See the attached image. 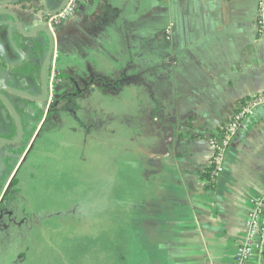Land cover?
Masks as SVG:
<instances>
[{
    "label": "crops",
    "instance_id": "crops-1",
    "mask_svg": "<svg viewBox=\"0 0 264 264\" xmlns=\"http://www.w3.org/2000/svg\"><path fill=\"white\" fill-rule=\"evenodd\" d=\"M261 1L81 0L58 31L72 111L55 114L29 154L11 227L28 224L40 243L46 221L70 205L42 213L34 199L51 203L48 188L57 205L67 189L86 190L91 160L101 194L115 188L118 231L103 237L96 264H264L260 252L236 260L264 189V105L243 121L224 171L211 173L212 139L264 93ZM26 252L19 264L43 258Z\"/></svg>",
    "mask_w": 264,
    "mask_h": 264
},
{
    "label": "flooded vegetation",
    "instance_id": "flooded-vegetation-1",
    "mask_svg": "<svg viewBox=\"0 0 264 264\" xmlns=\"http://www.w3.org/2000/svg\"><path fill=\"white\" fill-rule=\"evenodd\" d=\"M63 1L47 0L48 11L40 0L0 4V10L13 12L19 20L17 23L11 14L0 12V233L11 229L12 217L8 211L13 206V194L19 193L21 197L20 180L28 156L50 129L49 116L55 111H72L66 86L68 70L62 66L65 61L58 45L62 23L56 27L51 22V12ZM33 23V28L29 29ZM41 27H45L47 33L36 31ZM55 68L61 73L52 89ZM13 157L18 162L14 180L19 182L16 184L12 178ZM21 201L22 198L19 207ZM3 237L5 235L0 234V238Z\"/></svg>",
    "mask_w": 264,
    "mask_h": 264
},
{
    "label": "rangeland",
    "instance_id": "rangeland-1",
    "mask_svg": "<svg viewBox=\"0 0 264 264\" xmlns=\"http://www.w3.org/2000/svg\"><path fill=\"white\" fill-rule=\"evenodd\" d=\"M59 112L64 114L68 113V111H55L49 116L47 123L52 124V121L55 119L54 115L56 114L57 116ZM49 146L55 147L53 141L48 147ZM53 153L54 150H52L51 156ZM93 160H95V158H92V161ZM90 161L86 166V170L91 173L88 174L91 175V177L86 190H84V185H82L81 188L77 187L75 190L67 189L65 193L61 194L70 197L57 205H54V203L57 202L52 199L48 188H44L48 191L47 193L49 196L45 198H49L47 200H50L51 203L45 201V199L41 197H36L34 199L40 200L41 207H43V209H41L42 213L50 212L58 205L62 207L70 205L68 208H59L58 211L54 213V219H48L46 221L47 223L44 224V227L49 228L42 231L39 237L40 243L37 242L38 245L32 243V238L34 236H31V231H28V224L23 226L27 229L24 233L22 232L23 230L19 222L14 224L8 232L4 231L0 233L6 237L5 241H0V254L5 256V259L1 260L0 264H19L21 261L19 255L22 251L39 252L36 256H43V258H37V260H35L36 264H86V261L88 262L87 255L90 253L94 255V264H96V261L99 263L100 259H97L99 256H96V254H100L102 248L106 246L102 243L104 241L103 237H115L118 234L115 219L116 213L110 211L112 206L116 203V193L115 188H110L108 197L106 194H101L100 163H96L95 161L90 163ZM17 163V159L13 157L12 167H15ZM73 168L74 165L72 163V165L69 166V170ZM16 170L17 167H15L12 172L13 180L17 176V174H15ZM16 180H18V178ZM114 180L115 179H110V181ZM18 182L19 180H14V184ZM59 183L60 181L57 185L58 189L60 187ZM73 186L74 184H71L69 187L72 188ZM20 198L19 193L17 195L13 194V209L16 211L15 215H18L17 221H19L21 214L18 205ZM73 200L81 201V206L71 205L73 204ZM80 207L81 209H79ZM107 214H109V220L106 217ZM107 221L110 222L108 223ZM22 241H25V243H22ZM11 257L13 259H10Z\"/></svg>",
    "mask_w": 264,
    "mask_h": 264
},
{
    "label": "built area",
    "instance_id": "built-area-1",
    "mask_svg": "<svg viewBox=\"0 0 264 264\" xmlns=\"http://www.w3.org/2000/svg\"><path fill=\"white\" fill-rule=\"evenodd\" d=\"M80 3L81 0H69L62 11L51 17L52 24L58 27L61 23L63 24L65 21L74 17ZM260 7V22L264 23V2L260 3ZM166 32L168 34L167 38L171 39V28H167ZM60 73L61 71L59 69H54L51 78L52 89L55 86V82H59ZM260 105H264V93L254 96L248 103L241 105L232 119L225 125L223 132L212 139L213 156L211 173L213 176H217L224 171L225 156L231 142L238 134L243 121L247 117L255 114L256 108ZM246 229L247 239L236 250V260L238 263L248 261L255 253H264V189L253 201V207L246 222Z\"/></svg>",
    "mask_w": 264,
    "mask_h": 264
},
{
    "label": "water",
    "instance_id": "water-1",
    "mask_svg": "<svg viewBox=\"0 0 264 264\" xmlns=\"http://www.w3.org/2000/svg\"><path fill=\"white\" fill-rule=\"evenodd\" d=\"M12 1H14V0H2V1H0V4L1 5H7V4L11 3ZM40 1L42 3V6L44 7V10H47L48 11L49 9H48L47 0H40ZM68 1L69 0H64L63 3H62V5H60V7H58L56 10H54V11L51 12V15L57 14L60 11H62L65 8V6L67 5ZM0 12H6V13L11 14L15 18L16 22L17 23L19 22L18 18L16 17V15H14L13 12H11L9 10H0ZM45 16H47V15L45 14L44 17ZM33 26H34V23L31 24V25H29L28 28L31 29V28H33ZM36 31L37 32L39 31V32L44 33V34L47 33V30H46L45 27H41V28L37 29ZM14 114H15V117L17 118V120L19 121L17 114L15 112H14Z\"/></svg>",
    "mask_w": 264,
    "mask_h": 264
},
{
    "label": "bare ground",
    "instance_id": "bare-ground-1",
    "mask_svg": "<svg viewBox=\"0 0 264 264\" xmlns=\"http://www.w3.org/2000/svg\"><path fill=\"white\" fill-rule=\"evenodd\" d=\"M261 2H264V1H261ZM260 2V3H261ZM260 3H259V8H260V14H261V7H260ZM55 15V14H54ZM261 18V17H260ZM259 21H261V19L259 20ZM261 23V22H260Z\"/></svg>",
    "mask_w": 264,
    "mask_h": 264
}]
</instances>
